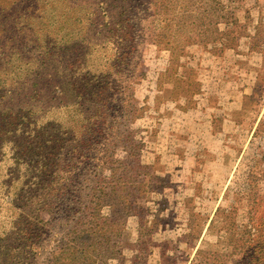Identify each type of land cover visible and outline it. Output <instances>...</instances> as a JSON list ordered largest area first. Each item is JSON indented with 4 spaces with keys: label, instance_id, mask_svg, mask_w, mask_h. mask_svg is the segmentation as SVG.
Returning a JSON list of instances; mask_svg holds the SVG:
<instances>
[{
    "label": "rangeland",
    "instance_id": "374dc122",
    "mask_svg": "<svg viewBox=\"0 0 264 264\" xmlns=\"http://www.w3.org/2000/svg\"><path fill=\"white\" fill-rule=\"evenodd\" d=\"M122 1L0 0V75L10 77L1 86L16 91L12 103L36 102L40 109L42 96H28L62 75V82L83 89L96 81L108 63L99 50L105 43L85 12L104 6L115 21L128 0ZM131 1L136 19L147 16L145 0ZM217 1L226 17L220 33L210 29L200 36L185 27L174 43L150 40L141 49L131 85L134 111L125 116L132 131L129 151L139 152L137 159L117 152L116 159L142 176L132 179L133 214L142 232L128 252L121 248L120 260L108 264H199L203 242L222 252L231 234L239 237L249 227V211L258 216L250 196L264 188V0ZM15 124L7 116L3 137L16 135ZM36 156L40 167L48 159L42 150ZM18 175L9 170L0 183L39 182L34 174ZM123 191L105 192L119 198ZM120 212L118 205L101 210L105 217ZM40 219L47 220V213ZM241 248L240 242L233 245L228 264H236Z\"/></svg>",
    "mask_w": 264,
    "mask_h": 264
},
{
    "label": "trees",
    "instance_id": "16d2710c",
    "mask_svg": "<svg viewBox=\"0 0 264 264\" xmlns=\"http://www.w3.org/2000/svg\"><path fill=\"white\" fill-rule=\"evenodd\" d=\"M145 1L147 16L143 13L139 19L132 13L131 0L119 7L115 21L104 6L85 12L90 15L89 26L104 39L99 50L106 53L108 63L84 89L73 86L69 79L62 82V75L43 82L41 89L28 96V101L42 96L40 109L36 102L23 107L12 103L16 91L1 86L10 77L0 75V176L11 170L20 178L39 177L38 183H0V264H108L120 260L121 248L128 252L142 232L138 216L133 214L137 185L132 183L142 176L116 159L117 152L131 159H137L139 152L136 147L129 151L132 131L125 124V116L134 111L131 85L139 54L150 40L174 43L185 27L200 36L210 29L218 33L226 18L217 0ZM7 116L16 120L13 138L3 137ZM40 150L42 159L48 157L41 167L36 156ZM85 180L90 185L85 186ZM119 187L124 190L122 197H107L106 189ZM262 191L250 196L260 211L257 217L249 211L250 225L244 233L239 237L231 234L222 252L203 242L197 253L199 264H228L236 242L242 245L236 264H264V188ZM112 205L120 206L121 212L115 217L103 216L101 210ZM41 212L47 213V220L40 219ZM130 218L132 224L127 226ZM58 221L62 223L57 227ZM54 230L57 232L51 236ZM51 242L55 246L48 251Z\"/></svg>",
    "mask_w": 264,
    "mask_h": 264
}]
</instances>
